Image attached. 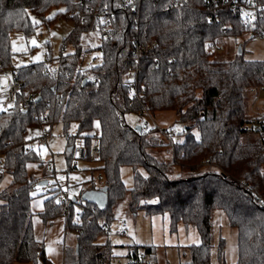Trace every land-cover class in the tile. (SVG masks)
<instances>
[{
	"label": "trees",
	"instance_id": "obj_1",
	"mask_svg": "<svg viewBox=\"0 0 264 264\" xmlns=\"http://www.w3.org/2000/svg\"><path fill=\"white\" fill-rule=\"evenodd\" d=\"M121 2L0 0V71L13 69L22 82L15 103L0 111V179L8 172L16 186L0 191V264L50 263L31 221L32 192L40 179L30 175L28 165L41 159L34 150L26 152V135L31 127L48 125L51 131L56 123L62 124L68 141L70 166L79 138L85 139L86 160L98 149L93 159L100 163L108 195L104 209L82 198L86 190L67 203L59 200L60 189L45 200L39 213L43 223L64 218L65 229L75 235L64 264H112V244L98 240L109 233L115 209L126 198L133 215L168 214L172 231L180 223L198 231L200 243L189 247L188 264H211L217 210L237 231L234 264H264L262 115L249 116L246 103L251 90L264 87V60L239 54L218 61L208 49L229 36H263L264 11L256 22L246 16L245 0H137L135 12ZM96 13L112 17L113 27L97 48L101 63L83 69L80 38L93 29ZM60 19L74 24L62 49L70 42L75 53H62L58 67L48 46L47 61L14 67L12 36H34L39 27L50 28ZM141 46L151 48L136 62L133 52ZM131 69L133 85L124 80ZM164 110L176 112L185 136L182 143H169L173 160L168 162L150 154V149L164 146L162 134L137 130L125 119L128 113L144 116ZM73 124L77 130L70 135ZM96 124L99 133L94 137ZM124 166L133 169L131 189L121 179ZM224 245L221 239L220 263ZM154 254L153 245H131L128 264H157Z\"/></svg>",
	"mask_w": 264,
	"mask_h": 264
},
{
	"label": "rangeland",
	"instance_id": "obj_2",
	"mask_svg": "<svg viewBox=\"0 0 264 264\" xmlns=\"http://www.w3.org/2000/svg\"><path fill=\"white\" fill-rule=\"evenodd\" d=\"M74 24L71 20H57L52 27L41 26L38 28L37 34L26 37L23 33H17L12 36L11 50L13 53L12 64L14 67H21L32 63L47 61L48 46H50L52 55L55 60L52 61L56 65L57 58L63 55L73 54L76 51L73 43H67L64 50V39L72 32ZM100 39L93 29L85 32L80 38V44L83 49L82 68L86 69L101 63L100 57L96 61H92L94 56H99L97 48L100 45ZM218 42V41H217ZM220 44L223 45L224 51L216 53L214 59L218 61H231L237 55L242 54L246 60H264V35L254 36L253 32H248L238 37L229 36L224 38ZM90 50V51H88ZM240 50V51H239ZM88 51V52H87ZM9 69L0 71V111L6 110L3 101L6 99V88L11 84L12 74ZM247 112L249 116H261L264 118V92L260 88H254L249 92L246 99ZM9 106V105H8ZM137 118L135 114L128 113L125 115L127 123L137 126ZM148 121L152 129H157L164 142V146L150 149V154L160 161L168 162L173 160V151L169 143H182L185 136L182 135L183 125L178 121L177 114L173 110L157 111L154 114H146L143 116ZM76 125H71L68 133L74 135L76 133ZM99 133V125L96 124L91 135L94 137ZM166 133H172L169 137ZM41 134L40 126L31 127L26 135L27 146L30 147L40 157L39 162H31L28 165L30 175L40 179L47 180L48 185L39 186L32 192L31 202V221L34 228L36 238L44 244L46 256L50 261L49 264H64L67 251L75 247V235L73 232L65 229L64 218H58L49 224H44L39 213L44 210V202L55 194L56 189L68 191L70 199L80 197V193L89 188H98L103 186L100 179L99 167L100 163L94 161L97 156L93 152L92 158L81 161L77 168L69 165L68 159V141L63 131L61 123L53 125L48 144H41L37 138ZM196 138H199V132L194 131ZM96 142V139H93ZM79 144H85V139L79 138L76 141V147ZM95 144V143H94ZM264 174V166L262 167ZM121 179L125 187L131 189L133 187V169L130 166H124L121 169ZM13 177L10 173L5 172L0 179V191L13 190L16 186L12 185ZM128 198L118 203L114 219L110 226V231L106 236L99 238V243L110 241L115 249H122L132 245V241L138 238L141 243H156L155 259L157 263V254L163 252V261L166 264H180L185 258V250L181 246H177V239L181 242L182 231H172L170 217L159 216L160 223L153 222L152 218L140 211L136 215L129 212L127 208ZM79 209L77 208V211ZM156 216V215H154ZM77 216L75 217V219ZM168 220L165 225L163 220ZM74 219V220H75ZM127 224L126 235L116 236L115 232L122 229V223ZM212 261L211 264L218 263V244L219 239L225 240L224 260L220 264H233L238 259V236L236 229L229 225L226 214L221 211H215L212 221ZM196 231V229L193 227ZM133 239V240H132ZM160 256V255H159ZM180 261V262H179ZM18 264V263H16ZM37 264H44L40 259ZM113 264H128L127 257H119L113 260Z\"/></svg>",
	"mask_w": 264,
	"mask_h": 264
},
{
	"label": "built area",
	"instance_id": "obj_3",
	"mask_svg": "<svg viewBox=\"0 0 264 264\" xmlns=\"http://www.w3.org/2000/svg\"><path fill=\"white\" fill-rule=\"evenodd\" d=\"M245 1L247 2V9H248L246 16H248L249 19L258 22L259 19L263 17L264 4L261 2V0H245ZM136 2L137 0H122L121 6L122 8L126 10L135 12ZM106 14H109V11H106ZM74 15L75 13H71V16H74ZM112 27H113L112 17L110 16L106 17L103 15H99L98 13L94 15L93 30L99 36L100 41L107 40L109 38V34H110V31L112 30ZM153 47H155V44L153 45ZM150 48H151L150 46H141V47L136 48L133 52V57L136 60V62H138L141 59L142 55L145 52H147ZM208 49L212 53H219V52L224 51L223 45L220 44L219 42L211 43ZM99 57L100 59H102L103 57V54L101 51H99V56H94L92 58V61L98 60ZM56 66L58 67L60 66V57L57 58ZM11 74H12V81L6 90V99H5V104L9 106H12L15 103L17 94L19 93L21 86H22V82L20 81L18 74L14 70H11ZM124 80L127 83L133 85L134 80H135V70L131 69L130 71H128ZM260 90L264 92V87H261ZM35 99H36L35 96L31 97V100H35ZM137 126L145 131L152 130L148 121H145L143 119V116H138ZM259 126L262 129V135L264 138V119L260 120ZM40 131H41V134L37 138L38 142L41 144H48L49 135L51 132L49 126L44 125L40 127ZM166 134L169 137L173 136L172 133H166ZM30 151H32V149L27 146L26 152H30ZM87 153H88V150L84 144H79L77 147H75L74 153H73V159L71 163L72 168H77L81 161L86 160ZM94 153L98 154V149L96 147H94ZM2 171H3V163L2 161H0V172ZM69 197H70L69 192L64 191L63 195L60 197L59 200L67 203L70 200ZM126 229H127V224H126V221H124L122 223V229L116 231L115 235L124 236L126 234Z\"/></svg>",
	"mask_w": 264,
	"mask_h": 264
},
{
	"label": "crops",
	"instance_id": "obj_4",
	"mask_svg": "<svg viewBox=\"0 0 264 264\" xmlns=\"http://www.w3.org/2000/svg\"><path fill=\"white\" fill-rule=\"evenodd\" d=\"M0 86H1V82H0ZM9 87V86H8ZM7 87V88H8ZM6 88V90H7ZM3 106L5 108L7 107H11V106H8L5 104V100L3 101ZM8 108V109H9ZM101 179V178H100ZM103 186L101 187H98V188H89L87 189L85 192L87 191H90V190H100L102 189ZM84 192V193H85ZM143 212V211H142ZM145 214V213H144ZM146 215V214H145ZM148 216V215H147ZM159 216H166V215H156V216H150L152 218L151 220V225L154 226L153 222H157L156 224H159L160 223V219L157 218ZM169 217V216H168ZM228 219V218H227ZM162 220L164 222V224L166 225L168 222V220H166V218H162L161 219V223H162ZM125 221V220H124ZM127 222V221H126ZM169 223H171L170 219H169ZM178 230L180 229V231H182V240L181 242L179 241V239H177V246H181L184 248L185 250V258H183V262L181 261L180 264H188L190 262V254H189V247L192 246V245H198L200 243V235L197 232H195V230L193 229V227L189 226V227H186L184 224L180 223L178 226ZM126 235V234H125ZM222 238L219 239V241L221 240ZM133 240V239H132ZM139 239L136 238L135 240H133L131 243L132 245L134 244H139V245H153V246H157L155 241H153V237H152V241L151 243H141L142 241H138ZM129 247H126V248H122V249H115L114 246H112V256H113V260H115V258H119V257H127L128 258V254H129ZM158 260H157V264H166L164 263V259H163V252H161L159 254V251H158ZM160 255V256H159ZM180 262V261H179ZM113 264V262H112ZM217 264H220L219 260H218V263ZM234 264V263H233Z\"/></svg>",
	"mask_w": 264,
	"mask_h": 264
},
{
	"label": "water",
	"instance_id": "obj_5",
	"mask_svg": "<svg viewBox=\"0 0 264 264\" xmlns=\"http://www.w3.org/2000/svg\"><path fill=\"white\" fill-rule=\"evenodd\" d=\"M240 51V50H239ZM39 100V98H38ZM137 130H141L140 127L136 126ZM39 186H46L48 185V181L44 180V181H40L38 183ZM82 198L84 200H88L90 202H94L96 203L101 209H104L106 204H107V199H108V195H107V187H103L100 190H90L85 192L82 195ZM78 249V246H77Z\"/></svg>",
	"mask_w": 264,
	"mask_h": 264
}]
</instances>
